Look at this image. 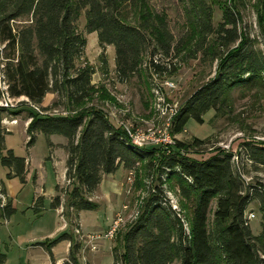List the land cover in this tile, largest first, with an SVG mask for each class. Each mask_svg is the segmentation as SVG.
Returning a JSON list of instances; mask_svg holds the SVG:
<instances>
[{
  "label": "trees",
  "instance_id": "trees-1",
  "mask_svg": "<svg viewBox=\"0 0 264 264\" xmlns=\"http://www.w3.org/2000/svg\"><path fill=\"white\" fill-rule=\"evenodd\" d=\"M189 20L198 34L195 44L202 50L208 36L227 47L217 73L197 88L182 104L172 120L171 133L179 134L187 122L203 123V116L214 109L218 113L228 102L229 95L239 87H264V52L256 49L248 36L237 30V13L223 8V20L213 26L214 10L205 0H184ZM264 17V0H259ZM127 4L140 9L139 21L132 24L123 16ZM86 15V29L97 32L100 46L115 47L117 76L127 81L142 73L144 67L156 73L166 67L158 62V53L169 54L172 36L166 20L148 0H0V75L12 97L25 96L41 106L49 92L65 95L70 109L80 106L95 89L94 68L79 65L86 38L77 22ZM239 44L230 49L235 42ZM230 49V50H229ZM205 53H208L205 51ZM148 61H145V57ZM0 108V112L4 111ZM10 110L8 113H14ZM27 133L28 145L36 142L38 133L49 137L58 134L67 139L68 208L75 211L97 210L99 204L90 199L104 175L120 167L136 170L145 162L146 170L156 167L161 178L147 198L139 217L122 238V248L113 250L114 264H264V185H245L233 161V154L218 151L205 159L195 158L180 150H160L135 145L126 130L112 123L99 107L68 114L41 115L31 112ZM11 132L0 126V167L8 177L18 176L26 182L27 160L7 149L5 137ZM178 141L179 148L199 146L204 141L194 138L191 143ZM255 164L264 166V142H245L243 150ZM175 181L182 195L194 197L189 228H185L178 213L169 203L162 185ZM1 191L7 194L3 178ZM58 188V186H57ZM58 190V189H57ZM8 195V194H7ZM9 197V196H8ZM216 200L212 226L209 214ZM252 201H257L263 213L261 232L253 234L245 215ZM56 195L51 208L61 206ZM40 215L45 210V197L38 196L31 207ZM17 211L13 201L0 198V224ZM71 240L68 260L62 264H80L81 249L73 236L63 232L51 241L37 243L52 256V247L62 240ZM7 253L0 252V264Z\"/></svg>",
  "mask_w": 264,
  "mask_h": 264
},
{
  "label": "rangeland",
  "instance_id": "rangeland-1",
  "mask_svg": "<svg viewBox=\"0 0 264 264\" xmlns=\"http://www.w3.org/2000/svg\"><path fill=\"white\" fill-rule=\"evenodd\" d=\"M151 7L167 22L172 36L170 53H158V62L166 67L160 73L144 67L141 75L127 81H121L116 72L115 47L107 45L103 49L98 40L97 32H88L86 29V15L83 13L77 22L79 32L86 38V46L78 60L79 65L89 64L95 72L92 83L95 86L91 96L75 110L70 109L67 97L56 92H49L40 106L34 107L25 97L10 99L16 110L14 113L4 112L0 119L10 121L18 119L13 132L5 137L7 147L16 154L32 159V166L38 171V188L45 191V210L38 215L31 208L36 184L33 177L26 175V182L18 176L8 177L6 168L0 167L2 176L9 194L17 202V211L9 223L0 224V252L7 253L5 264H49V255L40 246L32 244L40 242L39 235H53L56 230L66 232L79 242L87 253L98 251L100 240H108L112 249L122 248V238L131 224L139 217L147 198L157 185H161V178L156 167L146 170L145 162L138 163L136 170H127L120 167L115 173L105 175L98 190L90 199L99 204L97 210H83L81 222L79 212L68 208V192L72 188L67 179V158L65 149L67 139L53 134L49 137L38 133L36 142L29 146L27 128L30 124V113L38 114H68L99 107L105 111L110 121L122 126L129 132L150 134L151 138H158L160 142L151 143L147 140V147H156L160 150H180L182 153L205 159L218 151L232 153L233 161L238 173L241 174L245 185H264V166L255 164L243 150L245 142H264V87H239L229 95L228 102L216 113L214 109L204 116V122L199 123L190 119L182 133L172 134L170 121L174 111L178 110L189 96L202 84L209 81L217 73L221 58L228 51L221 46L219 38L208 36L202 50L195 46L199 41L197 30L190 25L188 4L184 0H148ZM213 7V26L217 29L223 20V8L231 7L237 13V30L242 36H248L256 49L264 52V17H261L259 0H205ZM140 9L127 4L123 9V16L132 24L139 21ZM240 40L230 49L236 47ZM229 49V50H230ZM207 51L208 53H205ZM145 57V61H148ZM1 69V64H0ZM168 83H173L170 86ZM4 84L0 75V99L4 97ZM49 100V102H47ZM5 124L4 122H2ZM6 125V124H5ZM25 130H24V127ZM194 138L204 142L199 146L179 148L178 141L191 143ZM64 169L63 180L57 179L60 170ZM31 170V169H30ZM36 176V174H35ZM162 188L169 203L174 205L184 227L189 228L195 203L194 197L186 198L182 195L175 181L165 180ZM58 184V194L61 197V210L51 208L50 194ZM216 200L212 202L209 214V225L212 226ZM121 214L120 227L112 239L103 236L97 239V248L92 249L88 235H104L106 230ZM250 214H254L250 218ZM253 234L261 232L263 213L259 210L257 201H252L245 213ZM79 230L80 232H77ZM93 232V233H92ZM98 232V233H97ZM60 233V234H61ZM58 234V235H60ZM28 235L36 236L27 241ZM12 236V238H11ZM103 240V241H104ZM72 244V242H71ZM86 253V254H87ZM97 254V253H96ZM61 256V250L57 257ZM112 264H114L112 250ZM172 264H179L175 261Z\"/></svg>",
  "mask_w": 264,
  "mask_h": 264
},
{
  "label": "crops",
  "instance_id": "crops-1",
  "mask_svg": "<svg viewBox=\"0 0 264 264\" xmlns=\"http://www.w3.org/2000/svg\"><path fill=\"white\" fill-rule=\"evenodd\" d=\"M49 100L50 99H48L47 102H49ZM24 130H25V127H24ZM5 145H6V143H5ZM6 148L10 149L9 147H7V145H6ZM16 155H18V154H16ZM25 158L27 160V173H26V175L28 174L29 177H33V180H34V183L36 184V189H37L35 191L34 198H33L32 204H31V206H32L34 204L35 199L38 196H44L45 199H46V195H45V191L42 190V188L41 189L38 188L39 174H38V171L35 170L34 167L31 164L32 163V159H30L29 157H25ZM35 174H36V176H35ZM57 176H58V178H57L58 180L59 179L63 180V178H64V169L62 171L60 170V175H57ZM0 178H2L1 175H0ZM104 178H105V175H104ZM104 178L102 179V182H103ZM61 180L57 183L54 192L52 194H50V203L52 202L53 197H55L58 194L57 186L61 182ZM102 182L100 183V185L102 184ZM98 188H97V190H98ZM6 190H7V187H6ZM7 194L9 196V198L13 201V204L15 205V207L17 209V202L9 194L8 190H7ZM55 210L56 211H60L61 209L60 208H56ZM82 211H80L78 213L79 216H80V222H81V213H82ZM13 215L7 221H5V223H9L11 218L13 217ZM80 224L82 226V222ZM82 228H83V226H82ZM61 232H62L61 229L60 230L57 229L56 232L53 235H39V239H41L40 242L51 241L54 238H56L57 236H59L58 234H60ZM27 237H28L27 241H29V240L32 241L36 236L28 235ZM11 238H12V236H11ZM103 240L102 241L100 240V242H98L99 243V248H98V251H95V252H91L90 251V253H87L86 251H84V248L82 249V247H85L83 245L81 247V249H80L79 254H78L79 263L80 264H112V260H113L112 259V245H111L110 241H108V240H104L103 241ZM40 242L37 241V243H40ZM37 243H34L32 245L40 246L47 252V254L49 255V264H62L63 262L68 260L69 255H70V250H71V240H68V239L67 240H62V241L58 242L56 245H54L52 247V254H53L52 256L50 255V253L46 250V248L44 246L39 245ZM59 250H61V256L57 257V253L59 252ZM7 260H8V256H7ZM7 260H6V262H7Z\"/></svg>",
  "mask_w": 264,
  "mask_h": 264
},
{
  "label": "built area",
  "instance_id": "built-area-1",
  "mask_svg": "<svg viewBox=\"0 0 264 264\" xmlns=\"http://www.w3.org/2000/svg\"><path fill=\"white\" fill-rule=\"evenodd\" d=\"M1 80L3 81V84H4L3 94H5V95H4L3 98L0 99V108H4L5 110L4 111H1L0 114L1 113H4V112H8L10 110H16L14 104H12V103L9 102L10 99H19L21 97H25V96H21V97H12V96H10V94L7 91V84H6V82L2 79V77H1ZM167 84H169L170 86H173V83H168L167 82ZM25 98L34 107V109L40 110V106L32 104L27 97H25ZM179 109L176 110V111H174L173 117H172V119L170 121V125L172 124V120L175 117V115L178 113ZM47 114L48 113L42 114V115H47ZM29 119H30V121L32 120L31 117H29ZM2 122H4L6 125L3 124ZM17 123H18V119H16V118L11 119L10 121L0 119V126L3 127V128H5L9 132H12L13 131V127L15 125H17ZM129 136L131 137V139H132V141H133V143L135 145H138V146H141V147L148 146L147 145V143H148L147 140L151 141V143H158V142H160V140L158 138H151L150 137L151 136L150 134L146 135V134H144V133H142L140 131L134 132V133L129 132ZM0 198L2 199V202L3 203H5L7 201V199L9 198L7 194H5V193H3L1 191V187H0ZM171 205H172V202H171ZM172 206L174 207V205H172ZM253 216H254V214H250V218H252ZM121 221H122V216H121V214L118 213L117 218L115 219V221L113 222V224H111L109 226V228L106 230V232L104 233V235H100V234H91V235H88V237L90 238L89 242L92 244L91 245L92 246V249H96L97 248L96 241L101 236H103V237H105L107 239H112L115 236L116 232L118 231V228L120 227ZM77 232H80V231L77 230Z\"/></svg>",
  "mask_w": 264,
  "mask_h": 264
}]
</instances>
